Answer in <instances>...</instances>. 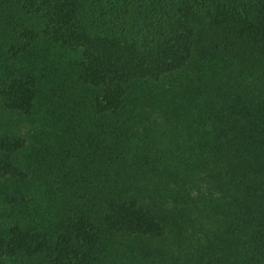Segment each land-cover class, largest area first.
I'll return each mask as SVG.
<instances>
[{"label": "trees", "instance_id": "trees-1", "mask_svg": "<svg viewBox=\"0 0 264 264\" xmlns=\"http://www.w3.org/2000/svg\"><path fill=\"white\" fill-rule=\"evenodd\" d=\"M0 264H264V0H0Z\"/></svg>", "mask_w": 264, "mask_h": 264}]
</instances>
